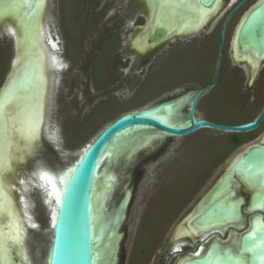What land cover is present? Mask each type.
Here are the masks:
<instances>
[{"label": "rangeland", "instance_id": "rangeland-1", "mask_svg": "<svg viewBox=\"0 0 264 264\" xmlns=\"http://www.w3.org/2000/svg\"><path fill=\"white\" fill-rule=\"evenodd\" d=\"M256 4L253 1L245 8L250 10ZM234 6L233 0L229 3L224 0L219 13L198 33L171 38L153 51L139 54L133 49V43L148 18L141 0H50L41 42L46 49L45 31H48L53 41L50 46L57 48L51 36L53 30L62 36L64 53L47 54V138L42 158L52 156L59 164L65 163L69 153H79L120 115L184 98L188 92L205 88L212 82L214 89L206 91L197 104L201 118L233 123L252 118L259 108L258 100H253L256 77L250 74L244 61H234L231 53L241 16L230 21L225 33L226 50L220 53L222 31L226 30L225 23L223 29L220 26L221 12ZM11 46L9 43L7 58L12 54ZM53 54L58 64H54ZM5 72L0 75V88ZM12 102V110L23 103L21 97ZM178 111L182 117L189 115L190 103L179 104ZM12 117L9 122L14 127L16 117ZM15 131L13 128L12 134ZM231 134L204 128L186 136L166 137L154 145L150 142L147 144L150 147L140 150L132 159L106 162L112 180L109 218L129 193L121 222L114 230V244L117 234L120 236L114 264H178L183 253L172 254L174 248L198 245L203 236L197 241L188 237L173 242L175 228L227 171L235 156L264 141V128L252 140L240 145L231 143ZM235 134L243 138L250 133ZM0 172L3 174L5 168ZM36 184L38 188H26L28 199L24 195L23 201L35 221L32 230L34 238L37 237L35 245L39 243L41 258H44L53 212L38 180ZM238 191L247 201L250 191L244 186ZM230 205L235 208V201ZM245 225L237 226L242 229ZM221 233L227 235L226 229ZM235 234L239 237L241 230L228 234L225 240L219 239L228 242L238 238ZM216 237L219 235L211 239ZM208 245L209 242H204L200 250L205 252Z\"/></svg>", "mask_w": 264, "mask_h": 264}, {"label": "water", "instance_id": "water-1", "mask_svg": "<svg viewBox=\"0 0 264 264\" xmlns=\"http://www.w3.org/2000/svg\"><path fill=\"white\" fill-rule=\"evenodd\" d=\"M37 1H27L25 10L28 15L35 9ZM141 1L145 4L148 18L146 25L139 31V39L137 38L133 43V49L139 54L153 51L171 38H184L198 33L219 13L224 5V0H158L159 10L154 11L153 14L150 12L151 7L147 0ZM175 3L176 7L181 8L182 11L186 12L191 9L196 20L206 14L208 16L207 23L194 33H178L177 29L169 30L166 25L158 24L161 22L165 10ZM181 26L178 25V27ZM225 33L226 30L223 29L221 55ZM45 41L48 45L53 42L50 40L48 31H45ZM235 42L238 45L236 48L238 57L233 55V45L231 52L236 62H243L244 55H254L258 60L264 54V1L256 5L241 21L235 32L233 44ZM256 68L257 64L255 70ZM25 73L26 71L23 75ZM29 82V79H24L22 85L27 87ZM214 84L212 82L205 88L186 94L190 97V111L187 115L189 124L187 126L163 123L150 115L149 111L143 109L126 112L108 123L80 150L81 153L68 154L67 161L62 165L73 163L76 166L66 186L62 187L59 184V189L52 190L54 187L46 183L44 187H40L46 193L45 196L51 190L54 194L49 201L51 212H53L50 215L52 244L49 264H92L91 202L94 177L102 152L121 132L131 127L140 126L150 132L159 133L161 138L157 142H161L166 137L186 136L204 128L242 133L251 132L260 125L264 119V111L258 119L241 124H223L201 118L197 112V104L201 96L212 89ZM150 150L153 148L151 147ZM80 154L82 156L76 163V158H79ZM237 156L240 157L235 164L228 167L227 171L200 200L196 209L187 214L175 228L172 236L173 242L177 241V235L182 227H189V219H192V224L200 230L210 228L209 233L201 234L203 237L201 236L197 248V250L201 248L202 244L207 241L209 242L207 249L199 257L188 258L186 264H264V141L252 145ZM23 165L26 167L28 163ZM37 174L33 175L36 187ZM241 186L250 191L248 202L244 195L239 194L238 190ZM25 197L28 199L26 195ZM233 201L236 204L235 208L230 205ZM126 202L127 198H125L124 204ZM119 213L121 214L122 210ZM247 213L251 215L249 220H246ZM122 217L123 214H121V219ZM185 223L186 225L183 226ZM245 223L247 225L242 229L237 226ZM220 225H228L226 231L229 233L231 230H241V234L238 238L234 237L228 242H222L219 237L211 239L215 234L222 236L220 228H216ZM181 249L174 248L172 254L181 252ZM228 254L230 257L227 256ZM112 256H110V260L114 264V255Z\"/></svg>", "mask_w": 264, "mask_h": 264}, {"label": "bare ground", "instance_id": "bare-ground-1", "mask_svg": "<svg viewBox=\"0 0 264 264\" xmlns=\"http://www.w3.org/2000/svg\"><path fill=\"white\" fill-rule=\"evenodd\" d=\"M147 2L151 7V13L154 14V11L159 10L158 0H147ZM36 3L35 16L32 20L28 19V16L26 15L23 8H20L19 10L10 9L6 15V17H16L19 39L21 40V45L23 46V58L22 62L20 63V67H23L22 69H24V67L26 68L21 71V82L24 79H29V84L31 85L30 87L28 86V89L26 88L27 90L24 91L19 88L17 89L16 85L14 86L13 84V86L9 88L10 91L8 90L6 94L2 93L4 95H0V169L8 164H11L13 160L16 161L19 158L22 162L24 157H19V153H21V150L24 148V146L21 147V145H24L26 142L27 144L24 149L26 150V152L28 151L31 155H33V157L35 156V164H33L35 165L36 169L35 174L39 172L37 174L38 179L36 180H38V182L40 181L39 183L42 187H44V185L47 183L54 187L52 190H56L59 189V184L62 187L66 186L76 165H74L73 163L71 165L59 164L56 159L53 160L52 156H45L51 157L50 159L42 158L44 157L43 155L46 149L47 138L45 133V122L47 121L46 71L48 70H46L47 60H45V53L43 51L41 43L39 42L41 41L40 31L41 27L43 26L42 20L45 17L46 12L48 11H46V9L48 7L49 0H38ZM207 21L208 16H206V14L201 16L199 19L197 18L196 20V17L194 16L191 9L187 10L186 12L182 11L181 8L176 7L175 3L172 4L167 10H165L161 18V22H158V24L166 25L169 30L177 29L178 33H194L198 32L203 27V25L206 24ZM182 22L183 25L181 26ZM178 25H180L181 27H178ZM139 35L140 32L137 34L136 39H139ZM237 46L238 45L235 42L233 45V55H235L236 58L238 57L236 49ZM51 58L54 64L55 62L56 64L59 63L55 54H53ZM243 58H247L251 62V65L252 67H254V69L256 67V64L258 65V63L254 61L255 57L253 55H244ZM25 71L26 73L24 74V76L23 73ZM17 97H21L23 102H21L22 106L20 108L18 107L19 109L18 111H16L18 112V114H14L16 117V121L18 119V122H20V127L18 129L19 132H16L15 134H17V138L20 141L21 145L18 146V150H15V154H13L14 159L12 160V142L9 141L11 130L10 125L12 126V124L9 125L6 119V115H8V113L12 114L13 112L11 111L16 110V108L12 110L13 108H11L10 105L14 103L12 101L17 99ZM189 101L190 97L189 95H186L184 98L178 100L162 101L152 107L144 108L143 110L149 111L150 115H153L163 123L175 126H187L189 124L188 116L186 115L182 117L180 114H178V110L179 104L183 105L185 103H188ZM159 138H161V135L159 133L150 132L144 127H131L118 134L102 152L98 163V169L94 177L91 202L92 264H113V261L111 262L110 260V256L115 255V248L113 246L115 245L116 247L118 239L120 237L117 234V241L115 242L116 244H114L113 237L116 231L115 229L118 228L121 221V214H123L129 202V193L127 192V197L125 196V198H127V202L124 204V198L113 216L110 218L108 217V196L111 190L112 180L109 179L108 171L110 170V168L109 170H107L106 162L110 164L112 162L118 161L120 158H124L126 160L132 159L133 157H135V155L139 154V151L142 150V148L144 149L146 147H150V145H154L156 141H159ZM15 141L16 140H14V142ZM148 143H150V145H147ZM81 156L82 154H80L79 158H76V163L80 160ZM239 157L240 156L234 157V159L229 164V168L235 164ZM22 163H24V160ZM46 163H53L54 166H48L46 165ZM8 167L6 169H8ZM119 170H122V168H120ZM1 175L2 174L0 172V210L5 212L6 215L4 217V224L0 225V264H49L52 237H50L49 244L47 245L46 255L44 256V258H41L40 245L39 243L37 246L35 245L34 239H37V237L34 238L32 231L35 227V224L30 218V213H27L26 208H24L23 212H21L22 209L20 207L17 208L12 197L3 190L4 179ZM126 186H128V183H126ZM13 189L15 190L16 187L14 186ZM52 190L48 192L47 195V199L49 200L54 195L52 194ZM58 193L60 192L58 191ZM22 198L25 199L24 196ZM25 204L26 202L24 200V205ZM195 209L196 207L194 208V210ZM120 210H122L121 214L119 213ZM185 225L186 223L183 224V226ZM188 225L189 227H182L184 229H180L177 235V241L188 237L193 239V241H197L202 236L201 234H207L209 233L208 231H210V228H208V230H200L196 225L192 224V219H189ZM227 227L228 225H220L216 228H220V232H224ZM234 236L238 237V234H235ZM43 237H45V235ZM183 244L184 243H181V245ZM33 245H35V247ZM179 247L181 246H177V249H179ZM190 257L191 256H189L188 258Z\"/></svg>", "mask_w": 264, "mask_h": 264}, {"label": "flooded vegetation", "instance_id": "flooded-vegetation-1", "mask_svg": "<svg viewBox=\"0 0 264 264\" xmlns=\"http://www.w3.org/2000/svg\"><path fill=\"white\" fill-rule=\"evenodd\" d=\"M27 1L28 0H14V1L13 0H11V1L10 0H0V63H1L0 64V75H3V73L6 71L3 78H2L3 83H2V86L0 88V95L2 93L6 94V92L9 90V88L11 86H13V84H14V86L16 85L17 89L19 88V89L24 90V91L27 90L28 86L30 87V85H31V84H29L27 87H25L22 85V82H21V79H22L21 78L22 77L21 71L26 69V68L24 67V69H22L23 67H20L21 66L20 63L22 62V58H23V46L21 45V40L19 39V31L17 29L18 26H17V22H16V17H12V16L6 17L8 11L10 9L19 10L20 8H23V10L26 13L25 6L27 5L26 4ZM253 1H256V3H257L256 5H259L264 0H233L235 6L232 9H225L221 12V14H222L221 18L223 17V20L221 21L220 26H222V29H223V25H224V23H226V33H227V30H229L230 21L234 17L241 16L242 20H243L252 11L253 8L248 10L245 7H248ZM49 2H50V0H49ZM225 2L229 3V0H225ZM26 15L28 16V19H30V20L34 19L35 9L33 10V12L31 14L28 15L26 13ZM43 20H44V18H43ZM43 20H42L43 26L41 27V31H40V40H41V33H42V30L44 27V21ZM51 36H52L53 40L58 44L57 48H52L50 45H48L46 43L47 47L45 49L42 42L41 41L39 42V43H41V46H42L43 51L45 53V60L48 59V55H47L48 53L51 54V53H54V51L64 53L63 49H61V47H62L61 45H62L63 41L60 37H62V36L59 34H56V32L53 30H52ZM19 41H20V43H19ZM9 43L12 44V46H11L12 47V54L10 56H8V58H7V48L9 47ZM224 46H225V40H224ZM110 53H111V50H110ZM232 59L235 61L233 56H232ZM255 59H256V57L254 58V61L258 63L256 70L254 69V67H252L251 62L247 58H243V60H245L244 62L250 68V74H254V76L256 77V84H257L256 91H255L256 97L253 100L256 99V100H258V103H259V108H258L257 113L254 116H252V118L244 120L240 123L239 122L238 123L218 122V123H223V124L247 123L249 121L258 119L261 116V114L263 113V111H264V54L260 58H258V60H255ZM47 72L48 71H46V73ZM48 88H49V90H48V93H49L51 85H49ZM2 95H4V94H2ZM19 108H16L15 114L16 113L18 114V112H16V111H18ZM13 114L14 113H12L10 115V117H9V113H8V115H6L7 116L6 119L9 123V125H10L9 119L11 118V116L15 117V115H13ZM18 121L19 120L17 119V121L15 123L14 128L17 130V131H15V133L19 132L18 129L20 127V122H18ZM10 127H11V125H10ZM262 128H264V119L262 120L260 125L255 130L249 132L250 133L249 136L242 138L243 140H242L241 144L245 143L246 141L252 140L255 137L256 132ZM12 129H13V127H11V130H10L9 141L12 142L11 151L13 150V152H12L11 158L13 160L14 159L13 154H15V150H18L17 148H19L18 146H20L21 143L17 138V134H12ZM12 135H13V137H12ZM15 136L17 139L15 138ZM14 140H16V141L14 142ZM16 142H17V144H16ZM257 143H259V142H257ZM257 143H254V145ZM26 144L27 143L25 142V144L24 145L22 144L21 147L24 146V148H25ZM24 148L21 150V153H19V157H24V158L26 157L25 159L23 158L24 163L28 162L26 169H24L25 165H23L24 163H22L23 160L21 162V159L19 158L16 161L13 160L11 162V164L4 166L3 168H5V172L1 175L2 178L4 179L3 190L12 197V199L14 200V202L16 204V207L17 208L20 207L22 209L21 212H23L24 208H26V205H24V201H23L22 197L24 195H26L25 193H27V190L29 188H32V187L35 188V180H34V176H33V175H35V165H33V164H35L34 163L35 156L33 157V155H31L28 151L26 152V150ZM26 153H29V154H26ZM46 165L49 166L50 164L46 163ZM7 167H8V169H6ZM29 168H33V169L29 170ZM27 169H28V171H26ZM14 186L16 187L15 190L13 189ZM26 188H27V190H26ZM248 201H249V198L247 199V202ZM27 213H30V212L27 211ZM31 216H32V214H30V218L33 221V218ZM247 217H248V213L246 214V220H247ZM33 223L35 224V221H33ZM233 232H234V230L230 231V233H233ZM230 233L227 231V235L222 234V236H219V238L220 239L222 238L225 240L227 238V236L230 235ZM198 245H199V242H198ZM198 245L195 248H183L182 247L181 252H178V253H183L181 258L178 260V264H182V263L186 264L187 258L189 257L188 255H190L191 257L192 256L197 257V256L202 255L203 251L202 250L200 251V248L197 250ZM183 246H185V245H183ZM168 263L169 262H166V264H168Z\"/></svg>", "mask_w": 264, "mask_h": 264}, {"label": "trees", "instance_id": "trees-1", "mask_svg": "<svg viewBox=\"0 0 264 264\" xmlns=\"http://www.w3.org/2000/svg\"><path fill=\"white\" fill-rule=\"evenodd\" d=\"M225 46H224V48H223V52H225ZM211 84V83H210ZM214 89V87L212 88V90ZM230 137H231V143L233 144V145H240L241 144V142H242V137H240L239 135H237V134H235V133H232L231 135H230Z\"/></svg>", "mask_w": 264, "mask_h": 264}, {"label": "snow or ice", "instance_id": "snow-or-ice-1", "mask_svg": "<svg viewBox=\"0 0 264 264\" xmlns=\"http://www.w3.org/2000/svg\"><path fill=\"white\" fill-rule=\"evenodd\" d=\"M6 213L0 210V225L4 224V217Z\"/></svg>", "mask_w": 264, "mask_h": 264}]
</instances>
